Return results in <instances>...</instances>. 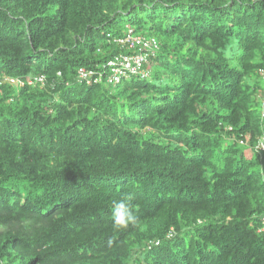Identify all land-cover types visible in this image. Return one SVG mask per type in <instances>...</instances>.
Listing matches in <instances>:
<instances>
[{
  "label": "trees",
  "instance_id": "1",
  "mask_svg": "<svg viewBox=\"0 0 264 264\" xmlns=\"http://www.w3.org/2000/svg\"><path fill=\"white\" fill-rule=\"evenodd\" d=\"M0 81V264H264V0H0Z\"/></svg>",
  "mask_w": 264,
  "mask_h": 264
},
{
  "label": "built area",
  "instance_id": "2",
  "mask_svg": "<svg viewBox=\"0 0 264 264\" xmlns=\"http://www.w3.org/2000/svg\"><path fill=\"white\" fill-rule=\"evenodd\" d=\"M121 47L127 48L132 54L124 55L120 54L114 60L107 63V67L110 69L108 76V82L118 83L120 78L129 74H140L142 71V65L146 61V53L155 50L156 44L153 40L145 39L142 37H134L131 34L126 35L124 38L118 40ZM92 72L80 69L78 71V79L84 81L87 84L90 83V77ZM11 83H15L14 80H10ZM38 82L44 83L43 77L38 79ZM1 84V81H0ZM257 148L259 150L264 149V141L259 142Z\"/></svg>",
  "mask_w": 264,
  "mask_h": 264
},
{
  "label": "clouds",
  "instance_id": "3",
  "mask_svg": "<svg viewBox=\"0 0 264 264\" xmlns=\"http://www.w3.org/2000/svg\"><path fill=\"white\" fill-rule=\"evenodd\" d=\"M112 227L115 230L127 229L138 223V216L132 211L127 199L114 200L111 213Z\"/></svg>",
  "mask_w": 264,
  "mask_h": 264
}]
</instances>
